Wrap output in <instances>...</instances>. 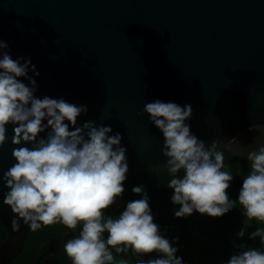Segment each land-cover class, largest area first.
I'll use <instances>...</instances> for the list:
<instances>
[{
	"label": "water",
	"instance_id": "water-1",
	"mask_svg": "<svg viewBox=\"0 0 264 264\" xmlns=\"http://www.w3.org/2000/svg\"><path fill=\"white\" fill-rule=\"evenodd\" d=\"M0 40L14 59L31 57L38 97L86 105L79 123L122 134L127 176L167 162L145 103L191 104V131L206 144L227 145L264 124V0H0ZM14 135L9 125L0 148V220L10 231L0 253L8 259L30 229L21 221L14 231L16 214L4 203Z\"/></svg>",
	"mask_w": 264,
	"mask_h": 264
},
{
	"label": "clouds",
	"instance_id": "clouds-1",
	"mask_svg": "<svg viewBox=\"0 0 264 264\" xmlns=\"http://www.w3.org/2000/svg\"><path fill=\"white\" fill-rule=\"evenodd\" d=\"M9 49L0 40V148L9 141V125L18 146L12 151L15 163L2 176L8 189L4 203L16 214L13 230L21 231V221L32 231L57 223L69 230L79 226L63 245L72 264H185L177 255L179 237L168 238L155 222L144 185L133 186L132 192L141 195L118 215L107 211L125 192L129 162L122 134L94 120L79 123L86 105L38 97L37 80L30 75L39 76L36 65L31 57L14 59ZM143 111L164 138L167 179L162 183L174 190L171 201L179 205L174 215L220 217L242 206L245 226L236 236L247 235L254 243L233 240L235 251L223 264H264V226H259L264 222V143L247 153L249 170L242 175L238 199H232L228 189L234 175L225 165L222 144H206L191 131V104L156 99ZM249 221L258 225L250 232ZM150 253L156 255L145 259Z\"/></svg>",
	"mask_w": 264,
	"mask_h": 264
},
{
	"label": "flooded vegetation",
	"instance_id": "flooded-vegetation-1",
	"mask_svg": "<svg viewBox=\"0 0 264 264\" xmlns=\"http://www.w3.org/2000/svg\"><path fill=\"white\" fill-rule=\"evenodd\" d=\"M227 146V145H226ZM226 165V159H225ZM167 179V169L164 164L157 165L146 171H141L132 175H128L125 185V192L122 198L128 200L139 198L141 194L133 193L132 188L136 185H144L150 197V207L153 210L154 220L161 226V230L169 237L172 235V229L176 232L188 230L193 234L194 219L199 212L185 217H176L174 209L179 205L171 201V195L174 190L162 183ZM126 205L118 208L113 205L107 210L112 215H118ZM220 221L217 217L216 219ZM199 231L200 227L198 226ZM79 230H69L63 224L57 223L41 228L37 231L28 230L20 250L10 259L3 258L4 253H0V264H72L70 258L64 251V243L71 235L77 234ZM201 233V231H200ZM10 231L8 227L0 220V248L9 238ZM107 236V233H105Z\"/></svg>",
	"mask_w": 264,
	"mask_h": 264
},
{
	"label": "trees",
	"instance_id": "trees-1",
	"mask_svg": "<svg viewBox=\"0 0 264 264\" xmlns=\"http://www.w3.org/2000/svg\"><path fill=\"white\" fill-rule=\"evenodd\" d=\"M220 149L224 152L228 170H231L234 175L228 189L229 196L232 199H238L243 182L239 178L238 157L226 145L221 146ZM240 207L230 210L223 223H220L216 217L198 213L194 223L200 227L204 235L201 240L196 234H190L188 230L176 232L175 228L172 229V235L168 238L179 237L178 241H175L179 247L177 255L183 257L185 264H223L229 258L235 251L233 240L237 242L240 240L236 236L239 222L244 214L242 206Z\"/></svg>",
	"mask_w": 264,
	"mask_h": 264
},
{
	"label": "rangeland",
	"instance_id": "rangeland-1",
	"mask_svg": "<svg viewBox=\"0 0 264 264\" xmlns=\"http://www.w3.org/2000/svg\"><path fill=\"white\" fill-rule=\"evenodd\" d=\"M264 143V124L257 125L251 128H246L239 132L238 138L227 144V148L232 150V152L238 157L239 160V178L243 181V174H246L249 170V162L247 160V153L255 148H258L260 144ZM246 217H243L238 225V231L241 227L245 226ZM248 231L254 230L258 225L254 221H249ZM259 226H264L262 222ZM193 234L197 235V238L201 240L204 235L200 233L198 226H194L192 230ZM244 241L249 244L254 243L248 240L247 235L244 238H240L239 242ZM258 244V239L255 241ZM155 256V253L145 254V259Z\"/></svg>",
	"mask_w": 264,
	"mask_h": 264
}]
</instances>
